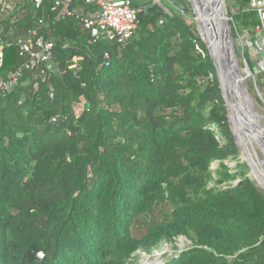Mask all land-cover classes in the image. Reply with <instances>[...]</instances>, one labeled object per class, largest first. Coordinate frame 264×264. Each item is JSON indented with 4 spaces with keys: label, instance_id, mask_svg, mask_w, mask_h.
<instances>
[{
    "label": "trees",
    "instance_id": "1",
    "mask_svg": "<svg viewBox=\"0 0 264 264\" xmlns=\"http://www.w3.org/2000/svg\"><path fill=\"white\" fill-rule=\"evenodd\" d=\"M130 1L141 11L124 46L93 41L79 18L96 9L79 0L71 18L54 0L0 12V79L40 18L56 65L22 71L0 96V264H138L178 237L192 246L162 264H264V193L240 162L188 3L170 0L168 15ZM235 2L231 19L250 34L257 17Z\"/></svg>",
    "mask_w": 264,
    "mask_h": 264
},
{
    "label": "built area",
    "instance_id": "2",
    "mask_svg": "<svg viewBox=\"0 0 264 264\" xmlns=\"http://www.w3.org/2000/svg\"><path fill=\"white\" fill-rule=\"evenodd\" d=\"M72 1L54 0L51 11H56L58 7H61L58 14L59 17L71 18L78 16L77 9L69 8ZM79 1L85 5L94 6L96 9L95 12L88 15H80L79 18L82 28L88 31L94 42L103 38L109 42L124 46L134 34L137 15L141 9L134 8L130 0ZM25 2L39 6L44 0H0V12L8 15L18 6H24ZM245 10L254 13L257 17V24L251 33L248 34L249 37L247 39L249 61L255 63L256 68L264 73V0H248ZM43 26L44 21L40 18L35 28L30 29L26 35L16 40L18 55L22 58V63L6 79H0V96L7 95L17 86L22 71H34L37 69L40 71L56 70V65L53 63L54 42L44 39L38 34ZM2 57L0 48V65ZM247 67L250 71L249 65ZM262 83H264V79ZM147 264L151 263L148 262Z\"/></svg>",
    "mask_w": 264,
    "mask_h": 264
},
{
    "label": "rangeland",
    "instance_id": "3",
    "mask_svg": "<svg viewBox=\"0 0 264 264\" xmlns=\"http://www.w3.org/2000/svg\"><path fill=\"white\" fill-rule=\"evenodd\" d=\"M140 2H147L152 1L153 3L159 5L163 11L168 14L172 15V3L170 0H139ZM180 1H186L188 5L185 6L188 7V9L191 12L190 16L186 17V20L188 23H194L195 28L197 32L199 33V27L198 23L195 20V14L193 11V8L188 0H180ZM226 5V12L227 17L229 18V30H230V36L232 39V43L235 49L236 53V62L239 69V73L243 79L244 86L248 92L249 95V101L251 103V110L247 109L244 101L241 99L239 95H237V99L239 101V104L241 105V108L244 109V116L252 123H259L264 128V89L262 88V81L264 79V73L259 71L256 68L255 63L250 62V71L247 67V61L246 58L249 59V48L247 47V39L248 34H241L237 28L234 22L231 19V15L235 13L236 10V2L235 0H225ZM183 4L179 6V10L182 8ZM239 32V33H238ZM247 64V65H246ZM247 68V70H246ZM249 71V72H248ZM83 101L81 104H79L75 109V114L79 115L82 111ZM234 118L236 120V128L239 132V152H240V162H245V156L242 153L241 147L243 146L246 149V152L248 153L250 159L255 163L256 167L260 169V171L264 172V150L259 142V140H252L249 136V129L251 131V128L253 126L249 125L242 116L238 115V113L234 112ZM240 121V122H239ZM246 122V123H245ZM241 125V126H240ZM251 126V127H250ZM254 129V128H253ZM234 130V134L237 135ZM234 140L235 143L238 140L235 136ZM231 166L235 164L234 161H226ZM218 167V163L215 162L211 165V171H214ZM247 176L250 178V180L254 183V185L261 190V192L264 193V188L260 186L259 182L253 177V172L249 169V172ZM237 183V182H235ZM192 243L189 239L186 237H178L173 241V243H161L158 247L153 249L150 253H141V258L139 260L138 264H147L150 262L151 264H162V261H164L165 255H170L173 253H180L182 250L187 249L188 247H191Z\"/></svg>",
    "mask_w": 264,
    "mask_h": 264
},
{
    "label": "water",
    "instance_id": "4",
    "mask_svg": "<svg viewBox=\"0 0 264 264\" xmlns=\"http://www.w3.org/2000/svg\"><path fill=\"white\" fill-rule=\"evenodd\" d=\"M193 8V4L191 0H188ZM201 8L202 9V19L203 22L199 24L200 27L199 36L204 44L206 50L208 51L209 58L215 68L216 76L219 84V89L221 92V96L224 102V106L227 111V118L229 127L233 136H235L238 140L236 141V146L239 144V132L236 128V120L234 118V112L238 113V115L242 116L243 119L251 126H255L257 128H263L259 123L256 124L250 122L245 116L244 111L239 105L235 104V101L231 99L230 87H231V79L234 78L236 86L241 90V93L244 95L241 96V99L244 101V104L247 109L251 110V103L249 102L248 92L244 86L243 79L239 73V69L237 64L235 63V49L232 43V39L230 36L229 30V18L227 17L225 0H201ZM194 11V8H193ZM195 17H197L194 11ZM205 19V21H204ZM205 37L211 41V45L206 43L204 40ZM247 70V68H246ZM246 97V98H244ZM248 100V102L246 101ZM245 122V123H246ZM255 125V126H254ZM260 125L261 127H258ZM234 130L238 133L235 135ZM260 140L264 143V134L259 135ZM259 140V141H260ZM242 153L245 156V162L248 165V168L253 172L254 165L253 161L250 159L246 149L242 146ZM264 165V164H263ZM264 168V167H263ZM261 191L259 188H257Z\"/></svg>",
    "mask_w": 264,
    "mask_h": 264
},
{
    "label": "bare ground",
    "instance_id": "5",
    "mask_svg": "<svg viewBox=\"0 0 264 264\" xmlns=\"http://www.w3.org/2000/svg\"><path fill=\"white\" fill-rule=\"evenodd\" d=\"M191 2H192V4H193V8H194V11H195V13H196V15H197V17H195V20L197 21V23H198V26H199V24H201L202 22H203V19L201 18L202 17V9H200L201 7V0H191ZM204 21H205V19H204ZM199 30H200V27H199ZM200 32V31H199ZM204 40L206 41V43H208V44H210L211 45V41H209L206 37H205V35H204ZM235 63L237 64V62H236V56H235ZM230 94H231V99L232 100H234L235 101V104L236 105H239V101H238V99H237V95H239L240 97L243 95L242 93H241V90L240 89H238V86H236V83H235V80H234V78L233 79H231V87H230ZM244 96V95H243ZM242 96V97H243ZM244 98H246V97H244ZM247 99H249L248 97H247ZM246 99V101L248 102V100ZM250 102V101H249ZM240 107H241V105H239ZM242 110H244V109H242ZM240 122V121H239ZM256 124V123H255ZM241 126V125H240ZM255 126V125H254ZM258 127H261L260 125H257ZM251 127V126H250ZM254 127H252L251 128V131H250V129H249V136H251L250 138L252 139V140H260V138H259V135H262V134H264V128H257L256 126H255V129H253ZM260 142V144H261V146H262V148H263V150H264V143H262V141L260 140L259 141ZM262 164H264V163H262ZM253 167H254V170H253V177L259 182V184H260V186L261 187H263L264 188V172H262V171H260V169H258L257 167H256V165H255V163H253Z\"/></svg>",
    "mask_w": 264,
    "mask_h": 264
}]
</instances>
